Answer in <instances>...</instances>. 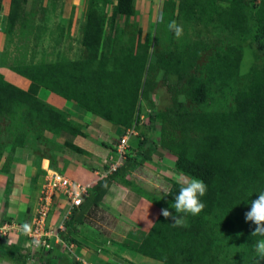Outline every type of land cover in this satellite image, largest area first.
<instances>
[{"label": "trees", "instance_id": "16d2710c", "mask_svg": "<svg viewBox=\"0 0 264 264\" xmlns=\"http://www.w3.org/2000/svg\"><path fill=\"white\" fill-rule=\"evenodd\" d=\"M21 1L26 0H9L8 32L21 14ZM217 1L183 0L178 7L183 11L186 6L193 13L196 7L206 9L209 21L218 20L223 28L238 29L263 48L264 0L254 3L251 11L250 0H230L228 7L220 6ZM108 2L96 0L100 7L91 5L87 10L80 38L87 51L86 58L12 68L29 80L27 89L7 81L0 73V161L4 155L8 161L1 170L9 171L11 156L19 146L42 154L49 152L50 167L57 169L52 148L60 145L51 142L44 132L84 134L81 125L69 119L67 112L49 104L40 96L41 91L54 92L75 102L120 127L121 133L137 121L141 98L157 86L154 79L157 66L156 62H151L149 49L140 38L135 49L132 45L126 52L109 56L104 47L106 23L112 27L116 15L130 16L134 0H117L109 22L103 11ZM2 8L3 0H0V14ZM209 46L202 39H193L184 42L178 50L157 55V60L164 64L163 83L171 94L170 105L155 113L160 119L158 145L175 156L176 172L201 179L207 185V193L201 198L206 205L202 213L198 216L181 213L185 226H174V220L165 218L159 204L153 200L159 214L150 230L132 247L161 264H225L226 259L221 254L228 227L209 218L216 212L236 222L251 255H256L254 246L260 239L251 235L256 225L246 221L245 213L250 211L251 201L264 191V58L249 67L244 74L245 83L239 85L243 56L240 43L214 44L207 75L203 77L195 72L200 52ZM167 74L176 75L177 82L167 83ZM181 84L186 86V95L191 101L198 105L212 104V108L189 110L179 99ZM214 103L217 105L213 107ZM39 142L46 145L44 151ZM65 143L75 152L87 153L70 141ZM138 148L144 161L153 147L144 136ZM134 161L126 155L123 165L105 172L97 180L90 191L95 201L108 188L104 185L111 182L117 181L133 189L135 182L126 179V174ZM10 184L8 179L6 194ZM179 187L175 181L171 184V193L166 195L169 203L175 202ZM72 223L71 218L65 222L66 225ZM9 256L17 264H26L28 259V254L19 251ZM260 263L264 264V260ZM69 264L79 263L71 261Z\"/></svg>", "mask_w": 264, "mask_h": 264}, {"label": "crops", "instance_id": "0c3cea01", "mask_svg": "<svg viewBox=\"0 0 264 264\" xmlns=\"http://www.w3.org/2000/svg\"><path fill=\"white\" fill-rule=\"evenodd\" d=\"M6 4L7 0H3L4 8L7 7ZM0 72L9 82L27 89L29 85L27 78L8 68H0ZM45 99L49 104L67 112L68 118L80 124L84 132L83 135L76 136L64 132L58 135H53L49 131L44 132L54 143L60 142L62 138L64 142L68 140L87 152L74 151L77 156L68 157L65 167L67 176L92 180L95 184L105 172L123 165L126 155L135 160L130 163L126 179L135 183L150 184L145 182H151L150 178L143 179L139 175L144 169L147 171L159 169L155 174H162L158 176V180L162 182L157 180L156 183L162 185L163 178L177 173L174 160L171 159L173 155L159 146L158 140L156 143L159 147L152 148L150 156L144 161L140 158L142 151L138 147L139 141L144 140L145 135H131L126 153L122 154L119 145V138L122 135L120 127L54 92H48ZM49 157L50 154L33 152L29 147L19 146L11 156L9 171L0 169V264H17L9 255L18 251L28 254L26 264H69L72 259L66 251L70 247L83 254V257H77L80 264L158 263V260L136 252L132 247L153 226L159 214L158 206L151 198L117 181L111 182L97 201L90 193L82 199L79 206L69 209L64 201L60 200L52 208L48 219V223L54 227L56 223L62 221V228L57 230L58 236L51 238L50 248H39L28 243L24 226L28 225L35 212L46 173L51 168ZM85 157L88 158L87 161L89 158L93 159L95 162L92 164L93 167L84 162ZM166 165L168 168H165ZM8 179L11 180V184L6 194ZM152 188L160 192L155 187ZM70 218L73 223L66 225L65 222L67 220L69 222ZM77 241L84 244H78ZM91 252H95L97 258L89 259L87 256H91Z\"/></svg>", "mask_w": 264, "mask_h": 264}, {"label": "rangeland", "instance_id": "374dc122", "mask_svg": "<svg viewBox=\"0 0 264 264\" xmlns=\"http://www.w3.org/2000/svg\"><path fill=\"white\" fill-rule=\"evenodd\" d=\"M182 1L183 0H134L133 11L130 16L118 14L113 19L112 27L107 23L105 26L104 47L110 57H114L122 51H128L132 45L133 49H135V44L138 38H140L141 42L149 49L151 62H156L157 69L154 74V79L157 82V86L153 91L148 92L141 98L139 117L136 122L129 126L130 129L136 131V136L145 135L148 137L149 143L152 145L153 149L159 147L156 140L159 138L160 130V119L155 113L165 110L171 103V94L167 91V87L162 79L164 74V69L162 67L164 64L157 60V55L160 52L169 54L170 51L172 52L175 49L178 50L182 48V44L186 41L193 39L204 40L210 46L200 52L195 72L205 77L208 72V59L213 51L212 46L214 44H218L222 41L226 44L240 43L243 56L239 66L241 75L239 78V85L245 83L244 74L249 67L253 63H259L261 59L264 58V47H259L254 38L249 35H242L238 29L232 30L223 28L218 20L209 21L206 9L202 10L196 7L193 13L185 6L183 11H179L178 6L182 5ZM229 1L230 0H218L217 3L222 6L228 5ZM257 2L258 0H250V5L248 7L250 11L254 9V3ZM116 3L117 0H109L103 8L107 22H109L113 6ZM91 5H97L96 0L21 1V14L16 20L12 30L8 32L6 20L9 11V0H7V7H3L0 14V68L12 70V68L22 67L29 63L86 58L87 51L81 45L80 38L82 26L86 19V13ZM97 7L99 8L100 6L97 5ZM161 16L163 17V22L154 19ZM173 20L181 25L184 30L183 36L179 39H177L174 32L169 31L167 27L168 23ZM251 23L252 22L249 21V24ZM0 73L2 74V72ZM2 75L5 78L4 74ZM176 82V75L167 74V83L175 84ZM180 88L181 93L179 99L184 102L189 110L212 108V104L210 106L198 105L191 101L186 95V86L184 84H181ZM46 94L47 91L40 92V96L43 98L46 97ZM216 105L217 104L214 103L213 107ZM66 141L68 140H65V142ZM63 142L64 139L62 138H60V142H55V144L60 146H53L52 150L54 151V156H52V158H54L55 164L58 166L55 170L64 175H68L65 170L66 161L68 157H72L73 155L77 156V153H75L72 148H69L65 142L63 144ZM38 145L43 148L41 149L42 151L46 148V145L41 142H39ZM33 152L36 151L33 150ZM156 152L160 153L159 150H156ZM6 157L7 155H4L1 158L0 169L3 163L8 162L6 161ZM171 157V159L174 160V157ZM84 159V162L90 166L95 163L92 158H89L90 160L88 161L87 157ZM167 166L168 165H166L165 168H168ZM157 171H159V169ZM157 171H147L144 169L139 172V175L143 179L150 178L151 182L145 181L150 184L144 182L135 183L132 188L136 192L145 194L158 203L160 210L168 209L173 216L184 218L181 213H177L176 210L171 207L172 204L168 202L166 195L156 187V185L159 184L156 183L158 180L157 176L162 175L160 172L161 175H156L155 173ZM172 171H174V168H172ZM174 176L175 175H172V177ZM168 178L170 177H166V179L163 178L164 185H159L168 188L170 185ZM158 182L162 181L158 180ZM152 187H155L160 192L155 191ZM209 218L218 221V223H225L228 227L225 236V249L223 254H221L226 259L225 264H256L257 257L249 253L248 243L242 238V233L235 221L229 219L228 215L219 212H216ZM227 219L230 222H228ZM77 243L84 244L81 241H77ZM66 253L71 257L72 261H76L80 264V260L77 257H83V254L78 252L76 248L70 247ZM87 257H89V259L97 258L95 252H91V256ZM157 262V264H161L160 261Z\"/></svg>", "mask_w": 264, "mask_h": 264}, {"label": "built area", "instance_id": "2783aa9c", "mask_svg": "<svg viewBox=\"0 0 264 264\" xmlns=\"http://www.w3.org/2000/svg\"><path fill=\"white\" fill-rule=\"evenodd\" d=\"M131 135H136V131L126 128L119 138L122 154L126 153L128 139ZM93 185L94 182L92 180L72 178L57 170L48 169L35 212L28 222L31 231L30 233L25 232L28 243L39 248H50L51 238L57 237V230L62 228V221L56 223L55 227L48 223L52 208L60 200L64 201L69 209L79 206L82 203V199L90 194ZM37 242H39L38 245Z\"/></svg>", "mask_w": 264, "mask_h": 264}, {"label": "clouds", "instance_id": "9594fccd", "mask_svg": "<svg viewBox=\"0 0 264 264\" xmlns=\"http://www.w3.org/2000/svg\"><path fill=\"white\" fill-rule=\"evenodd\" d=\"M222 7H228V5H222ZM154 19H158L159 22H163L162 16ZM167 27L169 31L174 32L177 39L183 36V27L175 20L169 22ZM173 157L175 163V156L173 155ZM174 181L180 187L179 194L175 197V202L171 205V207L174 208L177 213L190 214L192 216L200 215L206 207L205 203H203L201 200V198L207 193L206 183L201 179L190 178L184 173L180 172L176 173L174 177L171 176L168 179V182L170 183L168 188L159 184H157L156 187H158L165 195H167L171 193L169 188ZM104 186L108 187L107 184ZM161 214L165 218L171 217L174 220V223H172L174 226H185L184 218L173 216L168 209H162ZM245 219L246 221L253 222L256 225V228L251 235L254 237H260L254 246L257 257L256 264H260V261L264 260V191H260L258 198L254 201H251V209L245 213ZM24 230L25 232L30 233V226L25 225ZM38 243L39 242H37V245Z\"/></svg>", "mask_w": 264, "mask_h": 264}]
</instances>
